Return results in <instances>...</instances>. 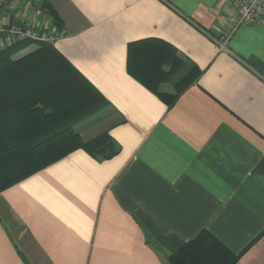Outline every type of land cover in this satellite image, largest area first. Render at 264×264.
Returning a JSON list of instances; mask_svg holds the SVG:
<instances>
[{
    "label": "crops",
    "instance_id": "crops-1",
    "mask_svg": "<svg viewBox=\"0 0 264 264\" xmlns=\"http://www.w3.org/2000/svg\"><path fill=\"white\" fill-rule=\"evenodd\" d=\"M28 1L101 96L76 123L96 153L0 193V264H170L205 231L264 264V26L235 27L237 0Z\"/></svg>",
    "mask_w": 264,
    "mask_h": 264
},
{
    "label": "trees",
    "instance_id": "trees-1",
    "mask_svg": "<svg viewBox=\"0 0 264 264\" xmlns=\"http://www.w3.org/2000/svg\"><path fill=\"white\" fill-rule=\"evenodd\" d=\"M45 8L58 26V16ZM26 44L0 52V193L77 149H93L76 123L97 110L100 94L50 42L16 59ZM176 98L167 95L169 106ZM103 149L113 148L103 145L97 151ZM167 259L170 264H236L239 256L205 231Z\"/></svg>",
    "mask_w": 264,
    "mask_h": 264
},
{
    "label": "built area",
    "instance_id": "built-area-1",
    "mask_svg": "<svg viewBox=\"0 0 264 264\" xmlns=\"http://www.w3.org/2000/svg\"><path fill=\"white\" fill-rule=\"evenodd\" d=\"M6 7L16 9L9 22L0 21V40L18 43L54 42L59 35L56 27L43 19L42 13L33 2L28 0H0V11ZM235 27L264 26V0H237V18ZM223 47V46H222Z\"/></svg>",
    "mask_w": 264,
    "mask_h": 264
}]
</instances>
